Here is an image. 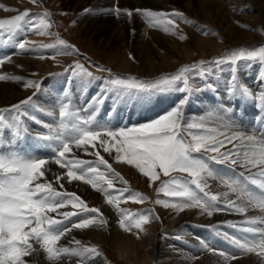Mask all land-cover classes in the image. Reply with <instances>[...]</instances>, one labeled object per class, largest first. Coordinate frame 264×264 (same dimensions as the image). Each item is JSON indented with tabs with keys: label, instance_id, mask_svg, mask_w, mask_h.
I'll return each instance as SVG.
<instances>
[{
	"label": "snow or ice",
	"instance_id": "snow-or-ice-1",
	"mask_svg": "<svg viewBox=\"0 0 264 264\" xmlns=\"http://www.w3.org/2000/svg\"><path fill=\"white\" fill-rule=\"evenodd\" d=\"M31 2L39 4V0ZM90 11L84 9V12ZM110 11L115 12L117 16L133 15L131 11L118 7ZM135 11L146 19L149 27L160 28L173 34L176 31V18L191 23L179 11L154 12L140 8ZM49 17L50 13L47 11L31 13L24 10L11 18L0 19V44L14 46L18 52H27L39 47L57 49L56 55H79L74 45L49 31L52 27ZM26 32L55 36V42L37 45L36 41L20 39L21 34ZM180 39L186 37L180 36ZM246 59H258L264 63V46L252 50L238 48L217 58L215 63H229L233 66L231 77L226 84V100L191 122L185 121V106L194 93L202 90L193 83L192 71L200 68L199 75L204 76L205 61L181 66L173 74L161 75L152 80L119 76L105 79L94 75L84 65L76 62L64 71L71 73V79L75 80L80 88L86 89L94 81L104 80V84L101 91L83 109L75 106L73 97L68 89H65L63 95L58 97L53 110L46 112L47 116L53 118L54 123H46L32 114L33 109L44 110L34 103V97L41 88L40 83L28 80L24 86L34 87L37 91L10 107L0 108V264H27L24 257L36 251L34 245H39L47 254V259L52 262L76 257V264H94L100 256L95 245L85 246L78 239L72 242L75 247L59 244L72 229H103L108 226L109 221L99 208L89 207L75 192L57 190L53 183L47 180L41 182V178L46 176V166L50 161L36 155V149L39 148L51 149L54 154L52 162L61 169H66V173L55 177L56 183L63 179L69 182L82 181L102 193L106 204L115 209L119 216V228L125 232L135 230L137 238L146 231L145 226L151 223L153 218L159 220L160 217H154L151 209L133 211L121 207V202L130 200L142 203L147 197L139 192H131L128 188H116L114 181L119 180L123 184H127V181L99 151L92 153L96 160L89 161L75 156L70 158L74 148L88 152L91 145L92 148L102 147L104 153H112L114 150L117 162L134 166L150 181L159 180L161 173L169 177L162 181L157 189L168 199L155 200V204L164 208L170 207L177 211L198 208L211 216L213 212L223 210L220 206L223 198L224 207L236 213L243 215L249 209L264 212V132L257 135L256 131L249 134L233 130L238 128L237 124L225 118L226 114L235 111L237 106L249 103H256L257 108L264 112V90L254 92L238 78L236 65ZM5 60H10V57L0 58V64ZM96 67L97 71L111 73L110 69ZM20 79L17 76L0 74V81ZM258 79L264 84V73ZM204 88L215 90L214 85L210 83H206ZM167 91H178L184 95L165 114L146 123L113 129L107 123H100L96 119L100 106L110 95L116 104L144 105L152 101L154 93ZM256 119L261 120L264 117L257 116ZM28 121L41 125L47 131L33 132ZM209 124L215 126L210 127ZM229 130H232L230 135ZM184 133H187L190 139H187ZM29 137L34 143L31 147H26L22 142ZM226 144H231L232 147L222 151ZM200 153H213L208 160L217 164L243 167L249 174H222L214 169L208 160L196 155ZM251 169L258 171L252 172ZM173 173H186L190 179L172 175ZM209 178L219 180L227 191L215 194L210 192L207 183ZM60 188H63V184H60ZM230 195L235 196V199H230ZM68 206L74 210L61 211ZM73 218H77V222L71 223ZM69 223L71 227L66 226ZM229 223L230 226L237 227L236 224ZM241 224L244 227L239 229V237L223 233L234 251L229 253L219 250L217 254L226 261L237 259V252L242 255L254 253L264 258V215L248 216ZM199 244L202 250L217 252V249L205 240L201 239Z\"/></svg>",
	"mask_w": 264,
	"mask_h": 264
},
{
	"label": "rangeland",
	"instance_id": "rangeland-1",
	"mask_svg": "<svg viewBox=\"0 0 264 264\" xmlns=\"http://www.w3.org/2000/svg\"><path fill=\"white\" fill-rule=\"evenodd\" d=\"M0 5L4 6L0 7V19L11 18L24 10H28L31 13L49 12V19L52 24L49 31H55V34H58L60 39L65 40L68 44L74 45L78 49L79 55H56L57 49L37 47L31 51L18 52L14 46L0 44V58L10 57V60H5L3 64H0V74L21 78L19 80L21 84L18 80L0 81V108L10 107L37 91L34 87L31 89L24 86L28 80H33L41 85L36 97H34V103L44 110L40 111L42 115H45L44 122H48L46 119H49V121L51 120L50 123H54V120L52 117L47 116L46 112L53 110L58 97L63 95L65 89H68L73 97L75 106L83 109L101 91V86L104 84V80H100L94 81L86 89L80 88L77 82L71 79V73L64 71L66 67L76 62L84 65L94 75L105 79L110 76H119L120 78L136 77L140 80H152L161 75L173 74L181 66H190L199 61H205L206 63L203 67L204 76L199 75L201 72L200 68L192 71L193 83L202 90L194 93L185 106V121L191 122L204 116L226 100V84L231 77L233 66L229 63L217 64L215 63L217 58L223 57L227 52L238 48L252 50L264 46V0H245L239 5H234L231 0H39V4H33L31 0H0ZM114 7H118L121 10L127 9L133 15L131 17L126 14L117 16L115 12L110 11ZM6 8L13 10L7 11L5 10ZM138 8L150 9L154 12L179 11L191 23H186L184 20L176 18L175 33L165 32L160 28L149 27L146 19L136 13L135 10ZM84 9H90L91 11L84 12ZM227 23L233 27V29L229 30L230 32L224 30ZM242 25H247V27ZM205 32L209 34H205ZM241 32H244V36L252 34L251 38L235 42L236 36L243 35ZM180 36H184L186 39L181 40ZM229 37L231 38L230 40ZM55 38V36H41L39 40H28L36 41L37 45H39L41 43H54ZM203 38L212 40L213 44L210 46L207 42L204 43ZM258 38H262V40H258ZM253 39L257 40L253 42ZM226 43L229 46L226 47ZM53 56L55 58H52ZM41 57L44 58L41 59ZM122 57L130 59L133 64L143 70L137 69L136 71L129 70L126 72L125 70L117 69ZM96 66L110 69L111 73L97 71ZM151 66L156 67V72L149 71ZM236 70L238 78L243 83L250 88H252L253 83H256L259 86L262 85L264 90V84H261L258 79L264 73V63L258 59L241 60L237 63ZM206 83L213 84L215 90L204 88ZM14 84H18L20 89H14ZM2 88H5L6 95H10L13 98L12 102H1V99L5 98L3 91H1ZM17 90L19 92L21 90L28 91L18 96L19 92ZM15 92L18 93L15 94ZM183 95L178 91L154 93L152 101L144 105L116 104L110 95L100 106L96 119L100 123H107L113 129L139 125L165 114ZM227 106L231 107V105ZM32 114L39 119L33 113V110ZM257 116L264 117V112L260 111L255 103H249L244 106H237L235 111L227 113L225 118L237 124L238 128L233 130L249 134L256 131V134L259 135L260 132H264V119L257 120ZM28 124L33 132L47 131L33 121H28ZM209 126L215 125L209 124ZM193 131L197 132V130ZM220 131H224V129H220ZM231 131H228L229 135ZM197 134L200 133L197 132ZM184 135L187 139H190L187 133H184ZM220 138L223 139V137ZM22 143L26 147H31L34 142L29 137ZM233 143H238V141H233ZM231 147V144H226L222 151ZM94 150L99 151L109 161L113 169L127 181V184H123L119 180L114 181L116 188H128L131 192H139L147 197L142 203L130 200L122 201L121 207L133 211L151 209L153 216L158 215L160 219L156 220L153 218L152 222L145 226L146 231L137 238L135 230L125 232L119 228L118 214L115 209L106 204L102 193L82 181L69 182L67 179H63L60 183H56L55 177L66 173V169L53 168L47 171L46 176L41 178V182L47 180L52 182L57 190L75 192L89 207L99 208L110 222L107 227L100 230H98L99 228L72 229L66 235L69 237L67 238L66 247H75L76 245L72 243L74 239L80 240L85 246L95 245L100 252L98 258H102L104 264H250L254 259L259 258L254 253L242 255L237 252V259L226 261L217 253L219 250L229 253L233 252L234 249L230 242L224 238L223 233L227 232L230 236L239 237L241 235L239 229L244 227L241 222L248 216L264 215L261 210L249 209L244 215L237 214L235 211L224 207L225 201L223 198L220 205L223 210L213 212L211 216L201 212L198 208H187L181 211L170 207L164 208L162 205L155 204V200L168 199L162 192H158L157 189L160 187L161 182L169 179V177H165L161 173L159 180L150 181L148 177L144 176L132 165L121 162L122 165L117 167L115 165L117 161L115 160L114 150L112 155L111 153L105 154L103 148L99 146L89 149L88 154L92 156V160L89 161L96 160L95 155L92 154L95 152ZM52 154L53 152L49 148L36 149V155L48 159L50 162H52V156L54 155ZM70 155V158L75 156L88 160L75 152V149ZM196 155L208 160L214 154L200 153ZM113 162L116 163L112 164ZM208 162L222 174L230 176L240 172H244L245 175L249 174L248 170L243 167L217 164L211 160H208ZM101 170H104L103 166H101ZM251 171L255 172L258 169H251ZM172 175L190 179L186 173H173ZM207 183L209 185L208 190L213 194L227 191L226 187L217 179L209 178ZM60 184H63L62 189ZM89 192H93L96 197L93 196L94 198H92V194ZM229 198L235 199V196L230 195ZM110 209L112 210L110 211ZM73 210L71 206L61 209V211ZM186 213L190 215H186ZM218 214H224L229 217L223 221L212 222L213 216H218ZM75 222H77V218H73L71 221V223ZM229 222L236 223L237 227L230 226ZM71 223L66 226L71 227ZM151 224L157 225L155 226L157 228L155 233H152V229L149 226ZM114 229H117L119 233L117 237L119 239L122 238L124 241L129 239L131 242V246L128 244L129 247H125L126 253L124 252V257L119 256L113 247V232L111 230ZM91 231L100 232L102 239L98 240ZM201 239L210 243L217 249V252L202 250L199 244ZM60 245L65 246V243L62 242ZM34 248L36 251L24 257L27 264H57L58 261L52 262L47 259V254L39 248V245H34ZM72 259L64 258L63 260L65 261H62L64 263L71 261L74 262L71 264H75L78 258L73 257ZM58 264H60V261ZM258 264H264V258Z\"/></svg>",
	"mask_w": 264,
	"mask_h": 264
},
{
	"label": "bare ground",
	"instance_id": "bare-ground-1",
	"mask_svg": "<svg viewBox=\"0 0 264 264\" xmlns=\"http://www.w3.org/2000/svg\"><path fill=\"white\" fill-rule=\"evenodd\" d=\"M232 1V3L234 4V5H239L240 3H243V1H245V0H231ZM43 5H45V4H43ZM231 8H233V7H231ZM234 9V8H233ZM217 12V11H216ZM87 19H88V17H87ZM231 29H233V27H232V25H230V24H228L227 23V26H225V28H224V30H226L227 32H230L229 30H231ZM240 29V28H239ZM241 30V29H240ZM240 30H239V32H240ZM51 32V31H50ZM53 33H55V31H52ZM242 33V32H241ZM243 35L242 36H236V39H235V42L236 41H239V40H245V39H249V38H251V35L252 34H250V36H248V35H246V36H244L245 34H244V32L242 33ZM40 35H37V34H35V33H31V32H26V33H24V34H21V36H20V39H23V38H25V39H29V40H39L40 39ZM208 38V37H207ZM240 38H243V39H240ZM231 38L229 37V40H230ZM202 40H204V43L205 42H207L210 46L213 44V41L212 40H210V39H202ZM228 40V41H229ZM255 40H257V39H253L252 41L254 42ZM258 40H262V38H258ZM203 44V43H202ZM227 44V43H226ZM225 46V45H224ZM223 46V47H224ZM227 46H229L228 44L226 45V47ZM225 47V48H226ZM24 58V57H23ZM25 59H27V58H25ZM30 59V58H29ZM28 59V60H29ZM35 59V58H34ZM53 62V61H52ZM32 63V62H31ZM55 63V62H54ZM110 63H111V61H110ZM152 65V64H151ZM47 66V65H46ZM157 68H158V66H157ZM165 68V67H164ZM117 69H122V70H125L126 72L127 71H129V70H134V71H136L137 69H141L139 66H137V65H135V64H133L132 63V61L130 60V59H128V58H126V57H122L121 59H120V61H119V64L117 65ZM49 70V69H48ZM141 70H143V69H141ZM50 71V70H49ZM149 71H153V72H156V67H152L151 66V68H149ZM138 72V71H137ZM146 72V71H145ZM148 72V71H147ZM154 75H156L155 73H154ZM158 75V74H157ZM19 81V80H18ZM16 82V81H15ZM17 83V82H16ZM19 83H20V81H19ZM11 84V83H10ZM21 84V83H20ZM12 86V85H11ZM264 87V86H263ZM14 89H20V86L18 85V84H14V87H13ZM32 89V88H31ZM252 90L254 91V92H260V91H262L263 89H262V85H258V84H256V83H253V85H252ZM1 91H3V93H4V95H5V98L4 99H1L2 101V103H4V102H12L13 101V98H11L10 97V95H6V92H5V88H2V90ZM18 91V90H17ZM27 91L28 90H21V92H15V94L16 93H18L17 95L19 96V95H23V94H25V93H27ZM30 91V90H29ZM15 102V101H14ZM258 103V102H257ZM256 104V103H255ZM51 108V107H50ZM207 112V111H206ZM33 113L34 114H36L38 117H39V119L40 120H42V121H45L44 120V116L45 115H42V113L40 112V111H38V110H35V109H33ZM46 121H48L49 123H50V121H49V119H46ZM48 122H46V123H48ZM102 148V147H101ZM75 149V148H74ZM89 149L91 150V149H93L92 148V146L90 145L89 146ZM93 151V150H92ZM91 151V152H92ZM95 151V150H94ZM75 152H77L78 154H80V156H83L85 159H88V160H92V156L90 155V154H88V152H85L84 150H82V149H75ZM90 152V153H91ZM106 154V153H105ZM104 154V155H105ZM112 154H114V153H111V155ZM53 155V154H52ZM71 156V155H70ZM50 159V158H49ZM114 160V159H113ZM116 163V162H115ZM114 162L112 163V164H115ZM117 167L119 166H121L122 165V163L121 162H117L116 164H115ZM114 165V166H115ZM53 168H56V169H60V167H59V165H57V164H55L54 162H50L49 164H48V166H47V169L48 170H50V169H53ZM119 171V170H118ZM52 172V171H51ZM117 172V171H116ZM46 174H47V172H46ZM126 174V173H125ZM77 185H80L79 183H76ZM76 184H74V185H76ZM215 184V183H214ZM90 194H92V198H94L93 196H95L94 195V193L93 192H89ZM96 197V196H95ZM108 208V207H107ZM112 209H110V211H111ZM189 212V211H188ZM238 214V213H237ZM110 215V214H109ZM186 215H190L189 213H186ZM244 215V214H243ZM237 216V215H236ZM119 217V216H118ZM204 217V216H203ZM227 217H229V216H227V215H224V214H221V215H219L218 214V216H216V215H214L213 216V220H212V222L213 221H223V220H225ZM234 217V216H233ZM242 217V216H241ZM237 218V217H236ZM187 219V218H186ZM233 220V219H232ZM110 223V222H109ZM225 224V223H224ZM227 224V223H226ZM236 224V223H235ZM112 226H114V225H112ZM150 226V228L152 229V233H155V230H157V228L155 227V226H157L156 224H151V225H149ZM239 227V226H238ZM98 230H100V229H98ZM106 230V229H105ZM104 230V231H105ZM112 232H113V247L115 248V251L118 253V255L119 256H123L124 257V255H125V253H126V250H125V247H129V245L131 246V242H130V240L128 239V241L127 240H125L124 241V239H122V241H121V239H119L118 237H117V235L119 234L118 232H117V229H114V230H111ZM92 233H94V235H95V237L98 239V240H101L102 239V236H101V233L100 232H98V231H91ZM124 233V232H123ZM104 234V233H103ZM109 235V234H108ZM120 236H122L121 234H120ZM127 236V235H126ZM149 237V236H148ZM64 239H61V241L59 242V244H61L62 242H64L65 243V246H66V242H67V238H69L68 236H65V237H63ZM126 238V237H125ZM157 238V237H156ZM145 240V239H144ZM69 241V240H68ZM112 241V240H111ZM134 242V241H133ZM132 242V243H133ZM137 242V241H136ZM71 243V242H70ZM142 243V242H141ZM140 243V244H141ZM129 244V245H128ZM147 244V243H146ZM63 246V245H62ZM134 246H135V244H134ZM143 246V245H142ZM138 248V247H137ZM136 248V249H137ZM130 249H132L131 247H130ZM134 249H135V247H134ZM139 249V248H138ZM137 249V250H138ZM128 251V250H127ZM136 251V250H135ZM135 251H133V252H135ZM125 252V253H124ZM131 252V251H130ZM140 253H142V252H140ZM144 255V254H143ZM140 256H141V254H140ZM139 256V257H140ZM127 257V256H126ZM67 258V257H66ZM69 259V258H68ZM72 259V258H71ZM66 260V259H65ZM65 260H63V261H65ZM62 260L60 261V264H66V263H68V264H71V263H74L75 261H74V259H72V261H74V262H71V261H66V263H64ZM261 261H263V258L262 257H259V258H257V259H254L253 260V262H251L250 264H258L259 262H261ZM59 262V261H58ZM58 262H57V264H58ZM43 264H51V263H43ZM53 264H55V263H53ZM76 264V263H75ZM94 264H104L103 263V259L102 258H96V260H95V262H94Z\"/></svg>",
	"mask_w": 264,
	"mask_h": 264
}]
</instances>
